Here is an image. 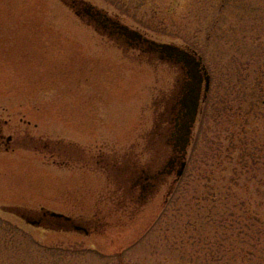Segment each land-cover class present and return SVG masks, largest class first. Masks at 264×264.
Listing matches in <instances>:
<instances>
[{"label":"rangeland","instance_id":"obj_1","mask_svg":"<svg viewBox=\"0 0 264 264\" xmlns=\"http://www.w3.org/2000/svg\"><path fill=\"white\" fill-rule=\"evenodd\" d=\"M84 1L202 55L187 166L145 191L125 175L168 162L179 67L71 0H0V264H264V0ZM43 207L99 226L17 212Z\"/></svg>","mask_w":264,"mask_h":264},{"label":"water","instance_id":"obj_2","mask_svg":"<svg viewBox=\"0 0 264 264\" xmlns=\"http://www.w3.org/2000/svg\"><path fill=\"white\" fill-rule=\"evenodd\" d=\"M93 7V5L89 4L88 10L87 8H85V13L90 14L96 19L97 14H95L96 16L92 15ZM98 13L100 14V16H97L96 20L100 21L103 26H109V24H118V26L120 27L122 32L127 36V38L132 40H147L150 42L151 48L160 53V57L162 59L182 64L184 67L187 68V75L189 77V80L185 83L183 87L184 94L180 99L182 115L180 114L178 116L173 133V137L176 141V146H178L179 150V168L177 170V177L179 178L184 173L187 164L186 157L188 152V146L191 142V135L199 113V107L202 96V87L204 81L205 89L203 100L206 99L207 93L210 89L211 77L206 67L202 64V57H197L195 53H192L179 45L173 43H160L151 40L145 37L143 33H141L139 30L133 29L126 24L120 23L118 20H113L105 14H102L99 10ZM102 17L104 18L103 20ZM169 164H171V162H169ZM47 213L59 219L62 218L67 221L71 220L70 216H66L62 213L46 211L44 214ZM24 217H26L27 221L32 224H39L41 222V219H32L30 216ZM74 228L77 230H85L83 226L78 224H74Z\"/></svg>","mask_w":264,"mask_h":264},{"label":"flooded vegetation","instance_id":"obj_3","mask_svg":"<svg viewBox=\"0 0 264 264\" xmlns=\"http://www.w3.org/2000/svg\"><path fill=\"white\" fill-rule=\"evenodd\" d=\"M72 1V5H78L79 7L80 6H82V1H79V0H71ZM87 8V10H88V8L89 7H86ZM95 14H97V16L99 17L100 16V14L98 13V11H94V10H92V15H95ZM96 16V15H95ZM97 16H96V19H97ZM103 27V26H102ZM104 29H105V31H107V32H109V34L110 35H112V36H114V37H117L118 39H121V38H126L127 39V41L128 42H130L131 43V45H133V47H135V48H138L139 50H142V51H146L147 49L148 50H150L152 53H154V52H157L156 50H153L152 48H151V44H150V42L149 41H147V40H130V39H128L127 38V36L122 32V30L120 29V27L118 26V24H109V26H104L103 27ZM125 39V40H126ZM189 45V44H188ZM190 47H192V45H189ZM151 48V49H150ZM194 48V47H193ZM158 53V52H157ZM177 67H179V69L181 70V73L183 74V78L185 79L186 78V73H187V71H185V69H186V67H183V66H181V65H176ZM178 101V100H177ZM177 101L175 102V105H176V103H177ZM177 107H178V110H177ZM165 108H168L167 107V105L165 106ZM169 109V114H168V116H167V118L166 119H161L162 121H165V123H170L171 124V121H172V116H173V114H176L177 112L179 113V115L181 114L182 115V107H181V104H179V105H176V106H173V108L172 109H170V108H168ZM168 109H165V111H164V113H161L162 115H161V117L162 116H166V114H167V112H168ZM166 110H167V112H166ZM183 117V116H182ZM168 124H166V127L167 126H170V125H168ZM162 135V134H161ZM12 136L11 137H9L8 138V142H10V141H12ZM163 139V138H162ZM163 140H166L165 138L163 139ZM163 140H162V142H163ZM166 142V141H165ZM163 144H165L164 142H163ZM168 147V146H167ZM173 150V151H172ZM171 151V154H170V156H169V158L168 159H171L173 162L171 163V170L173 169V168H175V165H176V161L175 160H177V152H178V150H177V148H174V149H172ZM171 175H173V174H171ZM157 176V175H156ZM155 176V177H156ZM155 177H150V178H145L146 179V181H144V180H141L140 178H138L137 180H136V182H134V185H133V189H135V187H136V185H141L142 186V188H143V190L145 191V186L146 185H150V184H153L152 182L154 181V179H155ZM160 178H162L161 176H160ZM160 178H156V180H159ZM81 219V218H80ZM74 221H75V223H72L73 221H69V224L68 225H66V226H64V227H68V228H71V227H74V224H77L76 222H80L81 223V226H83L85 229H87L88 230V232L90 233L91 231H93V230H97V228H98V226H99V224H98V221L96 220V219H93V220H84V219H81V220H76V219H73ZM86 226V227H85Z\"/></svg>","mask_w":264,"mask_h":264},{"label":"trees","instance_id":"obj_4","mask_svg":"<svg viewBox=\"0 0 264 264\" xmlns=\"http://www.w3.org/2000/svg\"><path fill=\"white\" fill-rule=\"evenodd\" d=\"M165 141L166 140H163L164 143H165ZM164 146H166V145L164 144ZM156 165H158V164H155V166ZM153 167H154L153 165L149 164L148 168H145L144 170L139 171L137 174L136 173L135 174L128 173V174H125V175L132 176L134 178V181H133V183H134V182H136V180L138 178H141V172H145V177H148V178H150L153 174H156L158 169L160 168V164L158 166H156V168H158V169H156L155 173H153V170H152Z\"/></svg>","mask_w":264,"mask_h":264}]
</instances>
